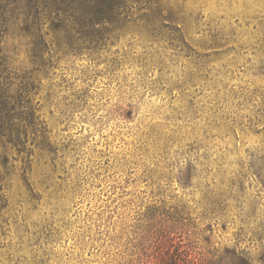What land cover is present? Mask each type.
Instances as JSON below:
<instances>
[{"label":"rangeland","instance_id":"obj_1","mask_svg":"<svg viewBox=\"0 0 264 264\" xmlns=\"http://www.w3.org/2000/svg\"><path fill=\"white\" fill-rule=\"evenodd\" d=\"M129 6L94 39L47 22L42 59L6 34L47 131L0 148V264H159L171 243L262 264L264 0Z\"/></svg>","mask_w":264,"mask_h":264},{"label":"trees","instance_id":"obj_2","mask_svg":"<svg viewBox=\"0 0 264 264\" xmlns=\"http://www.w3.org/2000/svg\"><path fill=\"white\" fill-rule=\"evenodd\" d=\"M134 1L143 0H0V148L10 145L30 155L29 134L33 136V143L41 135L43 140L36 144L44 145L47 131L45 121L37 113L39 103L32 97L36 88L33 77L16 71L3 45L12 25L22 22L20 30L34 37L32 51L37 60L42 59L49 47L45 38L49 32L43 30L47 22L56 38L64 37L69 43L86 36L94 39L107 31L108 25L127 17L126 8ZM8 161L9 157L4 156V166ZM3 177L0 167V208L5 206ZM160 252L159 264H256L248 253L230 248H225L221 255L207 257L197 255L191 244L174 246L171 243L161 247ZM260 261L264 264L263 258Z\"/></svg>","mask_w":264,"mask_h":264}]
</instances>
